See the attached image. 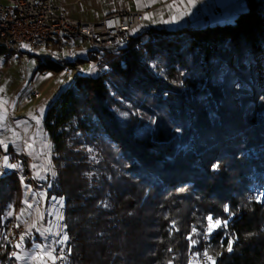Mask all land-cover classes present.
<instances>
[{
	"label": "trees",
	"instance_id": "16d2710c",
	"mask_svg": "<svg viewBox=\"0 0 264 264\" xmlns=\"http://www.w3.org/2000/svg\"><path fill=\"white\" fill-rule=\"evenodd\" d=\"M242 1L233 20L143 28L77 60L97 73L43 116L56 174L42 183L46 206L63 203L65 264H193L204 251L264 264V200L249 192L264 183V0ZM37 69L64 66L47 57ZM19 188L15 172L0 178V221ZM209 216L221 226L210 231Z\"/></svg>",
	"mask_w": 264,
	"mask_h": 264
},
{
	"label": "rangeland",
	"instance_id": "374dc122",
	"mask_svg": "<svg viewBox=\"0 0 264 264\" xmlns=\"http://www.w3.org/2000/svg\"><path fill=\"white\" fill-rule=\"evenodd\" d=\"M237 3H234V8L238 10L235 13L245 9L244 7H238ZM171 4L170 2L169 5L171 6ZM151 10L144 12L142 27L179 28V25L175 27L169 25L173 19L177 20L175 16L171 15L175 14L173 9L158 8L154 11ZM163 11L166 14L163 17H158L160 12ZM235 13H230V20H233ZM69 41H71V44L73 43V40ZM75 44L74 48L68 44L61 51L53 53L55 56L57 55L56 57H61V65H65V68L60 72L37 69V64H35L37 60L29 55L34 53L41 58H47L48 55L43 49L34 50L31 53L23 49L25 53L11 54V58H4V55L0 54V134L3 135V137L0 136V175L7 172L4 171L7 168L4 157L8 158L9 164L11 154L16 157L26 153L29 159V177L41 182L55 177L56 170L52 162L51 144L47 139V133L43 126V116L47 106L79 74L97 73V67L94 64L77 61L86 57L90 48L89 44H79L78 41ZM17 55L18 58H16ZM67 62H76L75 68H72ZM33 90L40 93L38 98H34ZM28 141L32 144H28ZM27 157L24 154L21 158L17 157L21 175L28 169ZM17 163H14L16 167H18ZM18 182L20 199L26 194L25 204L38 216L37 196L33 195L32 198H29L30 193L25 191V183L20 178H18ZM46 188L45 183H41L39 188L36 189L40 192L41 190L46 191ZM249 192L252 199L262 202L264 200V183L254 181L249 185ZM60 201L53 202L51 205L53 210L58 209ZM20 202L16 207L20 206ZM39 202L43 204V199ZM61 215L62 213L59 214V220H61ZM7 217L12 216L7 215ZM31 255L33 257L41 256L38 252H32ZM33 260V264H44L40 259Z\"/></svg>",
	"mask_w": 264,
	"mask_h": 264
},
{
	"label": "built area",
	"instance_id": "2783aa9c",
	"mask_svg": "<svg viewBox=\"0 0 264 264\" xmlns=\"http://www.w3.org/2000/svg\"><path fill=\"white\" fill-rule=\"evenodd\" d=\"M143 18V11L125 10L86 22L67 16L61 5L52 0H0V49L10 54H20L23 49L30 53L43 49L48 59H51V43L65 38L80 40L81 43H87L99 50H109L128 41L133 34H139L143 29ZM33 95L39 97L40 93L33 90ZM23 178L21 176L20 179ZM39 200L41 201L40 197ZM39 223L47 232L44 246L57 257L54 264H65L66 249L58 241L57 220L52 207L43 208ZM25 236L24 224L5 216L0 221V252L8 248H18L21 251L38 252L42 256L45 252L43 245L26 243ZM206 241L207 238H204L203 242ZM204 253L205 251L195 256L193 264H211ZM208 255L211 256L209 253ZM43 263L53 264V261L44 256Z\"/></svg>",
	"mask_w": 264,
	"mask_h": 264
},
{
	"label": "crops",
	"instance_id": "0c3cea01",
	"mask_svg": "<svg viewBox=\"0 0 264 264\" xmlns=\"http://www.w3.org/2000/svg\"><path fill=\"white\" fill-rule=\"evenodd\" d=\"M55 4L61 5L62 10L66 13L67 16L80 20V21H96L103 16L118 12V11H125V10H132V11H154L155 9H170L174 10L175 14H171L173 17L175 16L177 20L173 19L169 25L172 27L178 26L179 28L182 27H190V26H197L204 23H210L215 21H230L229 16L230 13H235V11H238L234 8V3L238 2V7L243 8L245 7L244 1H236V0H52ZM170 2L172 3L171 6L169 5ZM217 9L219 10L217 12ZM166 11V10H165ZM149 13V12H148ZM166 12H160L158 17H163ZM238 13H235V15ZM144 21V18H143ZM145 28V27H143ZM150 28V27H149ZM175 29V28H172ZM81 43L80 40H73V43L71 44V41L68 42L65 38H59L56 41H53L51 43V50L53 53L61 51V49L65 45H71V47L74 48L76 45L75 42ZM90 46V45H89ZM91 47V46H90ZM24 51H26L24 49ZM23 50L21 53H25ZM44 51V50H43ZM45 52V51H44ZM20 53V54H21ZM46 53V52H45ZM8 54V53H7ZM4 53L3 55H7ZM11 55V54H10ZM7 56L11 58V56ZM29 56L35 57L37 61H35V64H38L41 62L45 57L41 58L38 55H35L34 53H31ZM57 56V55H56ZM55 54H53V61H55L58 64H61V57H56ZM20 57V56H19ZM56 57V58H55ZM18 58V55L17 57ZM34 59V60H35ZM68 64L71 62H67ZM65 66V65H62ZM71 66V65H70ZM65 68V67H64ZM35 98V97H34ZM38 98V97H36ZM1 133V131H0ZM1 137H3L2 134H0ZM48 139V137H47ZM28 144H32L30 141H28ZM10 153V152H9ZM24 156L27 157L26 153H22ZM22 154L20 156H14L10 155V162L8 165H14V163H17V157H22ZM28 159V157H27ZM16 160V161H14ZM19 161V160H18ZM6 166V170H4L5 174L9 172H15L18 176V178H21V176H24L23 179H20L25 183L24 188L25 191L30 193L29 198H32L33 195L37 196L38 201L37 205L38 208V216L35 215V213L30 209V207L25 204L26 198L25 195L21 197L20 199V206L15 207L12 203L8 205L5 211V216L10 215L14 217L15 219L21 221L26 229V236L25 241L28 242H37L38 244H42L45 252L50 251L49 248L45 245L46 243V229H44L40 223L39 220L41 219L42 210L45 207H52L51 205L53 202H56V200H61L55 197H52L49 201V205L46 206V191L41 190L40 192L37 191L36 188H39V184H41V181H36L35 178L29 177V159H28V169L25 171L22 175L20 170V166L17 163V166L19 167H9ZM0 175V178L5 175ZM43 199V204L39 202V197ZM55 200V201H54ZM52 202V203H51ZM14 208V209H13ZM53 209V207H52ZM63 203L62 200L59 203L58 209L54 210V217L57 220L56 225V232L58 225L63 219ZM61 215V220H59V214ZM11 217V218H12ZM59 221V224H58ZM34 225V226H33ZM32 252L27 251H21L17 248H15V252H13V256L15 258V264H33V256L31 255ZM18 257H22V259H18ZM43 262V260H42Z\"/></svg>",
	"mask_w": 264,
	"mask_h": 264
},
{
	"label": "snow or ice",
	"instance_id": "6c2138e0",
	"mask_svg": "<svg viewBox=\"0 0 264 264\" xmlns=\"http://www.w3.org/2000/svg\"><path fill=\"white\" fill-rule=\"evenodd\" d=\"M4 163L6 165H8V158L7 157H4ZM8 166L9 167H16V165H8ZM208 220L210 221V223H209V230L210 231L221 226V222L219 220H216L215 222H212V217L211 216L208 217ZM225 224H226V222H225ZM21 239H23V238H21ZM63 239L64 240H67V236L65 235L63 237ZM232 243H233V241H229L228 248H227V251H229V252H231L233 250ZM17 247H19V245H17ZM44 256H46L49 259H51L53 261V264H54L55 260L57 259V257L54 256L51 251L44 252L42 256H40V257H33V259L43 260ZM204 256L207 257V261H210L211 264H216L215 259L212 256H209L208 253H207V251L204 253ZM18 259H22V257H18Z\"/></svg>",
	"mask_w": 264,
	"mask_h": 264
}]
</instances>
